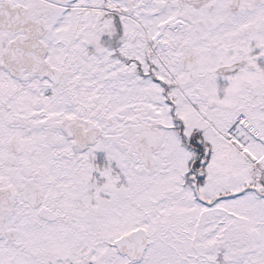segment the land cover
Wrapping results in <instances>:
<instances>
[{"label":"snow or ice","instance_id":"snow-or-ice-1","mask_svg":"<svg viewBox=\"0 0 264 264\" xmlns=\"http://www.w3.org/2000/svg\"><path fill=\"white\" fill-rule=\"evenodd\" d=\"M0 264H264V0H0Z\"/></svg>","mask_w":264,"mask_h":264}]
</instances>
